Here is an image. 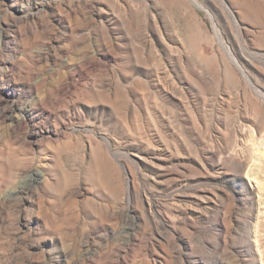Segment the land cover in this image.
Segmentation results:
<instances>
[{
  "label": "rangeland",
  "instance_id": "1",
  "mask_svg": "<svg viewBox=\"0 0 264 264\" xmlns=\"http://www.w3.org/2000/svg\"><path fill=\"white\" fill-rule=\"evenodd\" d=\"M0 264H264V0H0Z\"/></svg>",
  "mask_w": 264,
  "mask_h": 264
}]
</instances>
